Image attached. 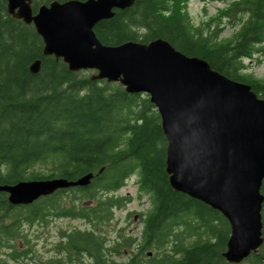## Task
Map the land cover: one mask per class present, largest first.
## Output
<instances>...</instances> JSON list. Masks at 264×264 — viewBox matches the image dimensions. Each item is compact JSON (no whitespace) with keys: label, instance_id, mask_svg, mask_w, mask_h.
Wrapping results in <instances>:
<instances>
[{"label":"trees","instance_id":"16d2710c","mask_svg":"<svg viewBox=\"0 0 264 264\" xmlns=\"http://www.w3.org/2000/svg\"><path fill=\"white\" fill-rule=\"evenodd\" d=\"M50 1L32 0L33 11ZM188 1L135 0L97 22L95 34L108 45L165 39L230 79L249 84L264 99V76L245 65V60L264 57V0H216L226 3L199 23L189 15ZM227 26L231 32L221 35ZM42 46L34 26L12 17L6 0H0V184L73 180L89 172L93 177L85 187L58 189L25 205L10 204L0 192V243L8 236L23 238L17 231L22 224L56 215L89 225L61 231L66 239L57 249L69 260L84 255L94 264H235L222 255L230 234L226 218L171 188L164 164L166 140L148 95L127 93L118 82L92 80L85 70L70 71L61 59L43 55ZM36 58L40 69L32 73L29 65ZM133 174L151 207L138 235L118 233L106 247L102 223L122 206L115 192ZM66 198L68 204L61 202ZM262 221L264 236V200ZM24 241L27 248L14 246V257L33 253L30 240ZM237 264H264V242L258 253Z\"/></svg>","mask_w":264,"mask_h":264},{"label":"water","instance_id":"95a60500","mask_svg":"<svg viewBox=\"0 0 264 264\" xmlns=\"http://www.w3.org/2000/svg\"><path fill=\"white\" fill-rule=\"evenodd\" d=\"M135 0H6L7 12L32 24L42 54L70 71L93 70L92 80L118 82L144 93L156 108L166 140L165 172L171 188L218 211L229 223L222 252L228 263L258 253L264 242L261 185L264 179V99L249 84L218 72L162 38L103 44L94 26ZM41 60L29 70L36 73ZM93 177L20 180L0 184L12 205L31 204L58 189L85 187Z\"/></svg>","mask_w":264,"mask_h":264},{"label":"rangeland","instance_id":"374dc122","mask_svg":"<svg viewBox=\"0 0 264 264\" xmlns=\"http://www.w3.org/2000/svg\"><path fill=\"white\" fill-rule=\"evenodd\" d=\"M225 3L226 1L218 2L216 0H207L205 2L201 0H189L187 3V10L193 21L199 23L206 16L215 12L217 7H221ZM230 32L231 29L227 26L221 31V35H228ZM245 65L248 67V71L252 72L254 75L259 77L264 76V57L245 60ZM85 71H88L89 74L93 73V70ZM136 178L137 176L135 174L129 176L125 180L124 185L115 192L116 198L122 197L123 204L113 210L110 220L102 223L101 230L103 232L102 235L106 247L113 245L118 237V233H123L124 236L131 233L138 235L143 226L144 213L151 207V202L148 195L145 193L139 194ZM126 196L130 197V199L126 198ZM67 200L66 198L61 200V202L66 203ZM44 221L45 223H43ZM88 226L85 220L79 218L51 215L44 220L40 219L39 223L30 226L28 224H22L17 231L19 235L23 234V238L19 236L15 241L16 245L20 244L21 249L27 248V243L24 240H30L32 244L33 253L31 258L34 260L28 257L23 261L24 264H36L34 261L38 262V260H42L43 262L48 261L49 264L51 258L55 257L60 251L57 249V243L59 242L61 231H69L75 228H87ZM95 231L97 232V228H95ZM7 251V248L0 247V261H3V264H18L8 259ZM151 251L155 252L154 249H151ZM87 257L88 256H82L80 263L68 262L67 264H94L93 261ZM112 257L117 260L126 259L125 255H115Z\"/></svg>","mask_w":264,"mask_h":264},{"label":"flooded vegetation","instance_id":"af4514ba","mask_svg":"<svg viewBox=\"0 0 264 264\" xmlns=\"http://www.w3.org/2000/svg\"><path fill=\"white\" fill-rule=\"evenodd\" d=\"M0 192H3L4 193V196L6 197V200L8 201L7 197H8V194L4 191H0ZM20 205H24V204H20ZM7 220L6 223H9L10 222V218H6ZM5 223V224H6ZM20 229V228H19ZM19 237V236H15V237H11V236H8V241H5L3 243H0V247L1 248H7L8 251H7V257L9 260H11L13 263H18V264H24V260L27 259L28 257L30 259H32L31 254H27L25 257L23 255L21 256H16L14 257L13 256V252H14V246L15 247H20V244H17L16 245V238ZM21 237V236H20ZM66 239V237L60 232V236H59V242L57 244H59L60 242H63L64 240ZM21 248V247H20ZM33 250V249H32ZM57 251V250H56ZM19 252V251H18ZM36 256V255H35ZM82 256L84 255H81V257L76 261L75 258H72V260H69L66 256V252L65 251H59V253L56 254L55 257L51 258L50 260V264H53L55 262H57L58 264H67L68 262L69 263H80L81 262V259H82ZM87 258L90 259V256H88ZM34 260V259H32ZM91 260V259H90ZM39 261V260H38ZM36 264H38L39 262H36L34 261ZM48 263V261H46ZM4 262L3 261H0V264H3Z\"/></svg>","mask_w":264,"mask_h":264}]
</instances>
